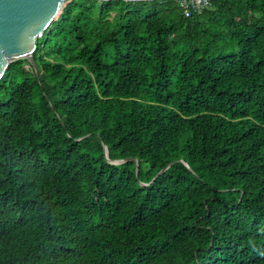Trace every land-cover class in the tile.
<instances>
[{"label": "trees", "instance_id": "1", "mask_svg": "<svg viewBox=\"0 0 264 264\" xmlns=\"http://www.w3.org/2000/svg\"><path fill=\"white\" fill-rule=\"evenodd\" d=\"M33 59L0 78V264H264V0H65Z\"/></svg>", "mask_w": 264, "mask_h": 264}, {"label": "water", "instance_id": "2", "mask_svg": "<svg viewBox=\"0 0 264 264\" xmlns=\"http://www.w3.org/2000/svg\"><path fill=\"white\" fill-rule=\"evenodd\" d=\"M64 1L0 0V78L15 59L25 58L34 66L37 38L56 18ZM104 153L107 157L105 147Z\"/></svg>", "mask_w": 264, "mask_h": 264}, {"label": "built area", "instance_id": "3", "mask_svg": "<svg viewBox=\"0 0 264 264\" xmlns=\"http://www.w3.org/2000/svg\"><path fill=\"white\" fill-rule=\"evenodd\" d=\"M211 0H178L179 6L183 10L185 16L192 11H200L209 6Z\"/></svg>", "mask_w": 264, "mask_h": 264}]
</instances>
